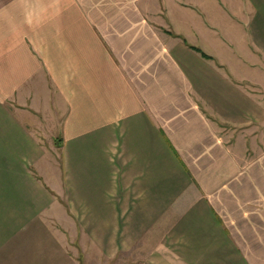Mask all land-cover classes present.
<instances>
[{
    "label": "crops",
    "instance_id": "1",
    "mask_svg": "<svg viewBox=\"0 0 264 264\" xmlns=\"http://www.w3.org/2000/svg\"><path fill=\"white\" fill-rule=\"evenodd\" d=\"M260 73L264 0H0V264H264Z\"/></svg>",
    "mask_w": 264,
    "mask_h": 264
},
{
    "label": "rangeland",
    "instance_id": "2",
    "mask_svg": "<svg viewBox=\"0 0 264 264\" xmlns=\"http://www.w3.org/2000/svg\"><path fill=\"white\" fill-rule=\"evenodd\" d=\"M255 75H257L258 77H260V78L262 79V85H264V73L255 74ZM257 129H258L257 131L261 130V134H264V124H263V125H260V127L257 128ZM69 238H70L71 240H73L74 238H76L74 244H75L76 246L80 245V244H78V242H79V237H78L77 235H74V237H73L72 235H69ZM72 245H73V244H72ZM76 253H77V255L83 256V252H82V250H80V249H76ZM125 258H126V257L123 258V261L125 260ZM94 264H96V263H94ZM97 264H98V263H97Z\"/></svg>",
    "mask_w": 264,
    "mask_h": 264
},
{
    "label": "trees",
    "instance_id": "3",
    "mask_svg": "<svg viewBox=\"0 0 264 264\" xmlns=\"http://www.w3.org/2000/svg\"><path fill=\"white\" fill-rule=\"evenodd\" d=\"M204 55H205V56H208L205 52H204Z\"/></svg>",
    "mask_w": 264,
    "mask_h": 264
}]
</instances>
